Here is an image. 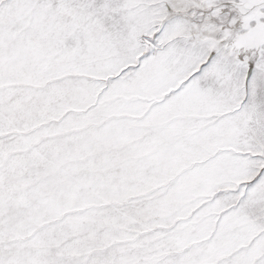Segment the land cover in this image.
<instances>
[{
  "label": "snow or ice",
  "instance_id": "1",
  "mask_svg": "<svg viewBox=\"0 0 264 264\" xmlns=\"http://www.w3.org/2000/svg\"><path fill=\"white\" fill-rule=\"evenodd\" d=\"M0 264H264V0H0Z\"/></svg>",
  "mask_w": 264,
  "mask_h": 264
}]
</instances>
